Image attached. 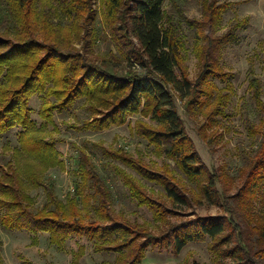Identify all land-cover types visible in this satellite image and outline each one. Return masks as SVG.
<instances>
[{"label":"trees","instance_id":"obj_1","mask_svg":"<svg viewBox=\"0 0 264 264\" xmlns=\"http://www.w3.org/2000/svg\"><path fill=\"white\" fill-rule=\"evenodd\" d=\"M6 1V8L0 7V24L6 25L2 18H8L11 24L0 31V135L21 128V147L29 157L37 159L46 169H63L65 165L55 145L42 137L41 128L32 120L29 102L33 96L55 99L40 112L50 123L56 110L63 111L78 100L86 101L94 114L92 121L83 124L86 130L105 131L126 124L129 117L150 116L155 126L137 121L136 134L156 148L164 149L189 178L205 182L201 187L205 196L214 195L216 177L194 151L178 113L175 94L186 102L188 112H194L202 106L197 100L199 96H212V93L202 94V91L214 89L209 79L219 76L225 81L227 76L219 75L214 66L205 65L196 81L188 78L180 57L181 46L174 31L164 26L166 0H106L108 14L119 24L116 27L112 24L117 37L112 35L131 67L123 76L117 74L115 65L96 63L71 45L73 41H93L95 37L93 0ZM55 1L60 16L56 23L48 20L45 14L41 15L39 8L40 4L53 5ZM2 4L0 2V6ZM206 31L209 33V29L204 30V35L210 42ZM204 57L203 54L202 61ZM251 88L257 106L264 112L257 79L252 80ZM226 100L228 96L221 91L215 103L221 107ZM104 155L160 185L165 192L163 197L169 198L173 206L187 203L188 192L165 176L169 171L154 170L122 149L104 151ZM0 170V205L7 211L1 224L5 229L27 230L34 234L46 232L57 244L71 236L85 237L93 243L95 252L117 255L113 262L103 264H141L149 247L165 250L173 245L180 251L187 243L204 241L207 237L212 239L211 248L218 256L224 254L218 253L217 247L234 244V248H226V256L235 261L232 264H255L256 258L264 264V216L251 214L258 188L264 185V138L249 163L245 184L240 189L243 197L234 196L236 207L227 204L225 208L231 219L201 218L178 228L172 227L159 238L152 236L144 226L116 220L111 213V190L84 152L79 157L75 174L74 195L65 203L54 196L49 186L33 175L28 177L32 186L48 192L49 202L36 214L25 205L32 203V199L24 192L25 182L13 166ZM115 174L137 204L150 209L154 220L160 221L169 210L162 196L147 194L144 185L120 167ZM84 251L80 248L78 259L84 256ZM0 264H3L1 259Z\"/></svg>","mask_w":264,"mask_h":264},{"label":"rangeland","instance_id":"obj_2","mask_svg":"<svg viewBox=\"0 0 264 264\" xmlns=\"http://www.w3.org/2000/svg\"><path fill=\"white\" fill-rule=\"evenodd\" d=\"M0 2L3 3L1 9L6 8L7 1ZM92 3L96 15L93 25L95 37L93 41L84 39L81 42L73 41L71 45L85 58L99 64L109 62L117 67L118 75H126L131 68L130 63L119 50L118 41L113 37L115 32L112 31V24L115 27L119 24L108 14L106 0H93ZM56 4L55 1L53 5H39L41 15L45 14L54 23L60 19ZM164 12V26L174 31L175 39L181 46L180 57L188 78L196 81L205 65L214 66L219 75L227 76L225 81L219 76L209 79L215 85L214 89L202 91V94L212 93V96H199L197 100L202 106L194 112H188L186 102L180 99L178 93L175 94L178 113L194 151L204 167L216 177L217 191H212V197L205 196L201 189L205 182L189 178L177 161L166 155L164 149L156 148L136 134L134 127L137 121L155 126L150 116L138 114L129 117L126 124L105 131L86 130L82 128L83 124L94 118L86 101L78 100L63 111L56 110L50 123L40 112L55 99L35 95L29 102L32 120L37 128H41L42 137L55 145L64 168L46 169L37 159L29 157L21 147V128L0 135V168L8 170L12 165L25 182L24 192L32 199V203L25 204L30 212L36 214L49 201L48 192L32 186L27 181L28 177L33 175L49 186L54 196L65 203L69 196L74 195L75 174L79 157L84 152L111 190V213L116 220L144 226L152 236L159 238L172 227L178 228L201 218L231 219L225 208L227 204L236 207L234 196L243 197L240 189L245 184L249 163L264 138V112L257 106L251 88L252 80L257 79L264 102V0H166ZM2 19L4 23L6 20V25L0 24V31L11 24L8 18ZM239 24L243 25L237 29L241 26ZM207 28L209 33L206 31L205 34L210 42L204 35ZM213 38L221 41L218 43ZM203 54L205 57L202 61ZM178 73L181 74L180 71ZM221 91L228 96V100L217 107L215 99ZM121 149L154 170L169 171L165 176L188 192L187 203L173 206L169 198L163 197L165 192L160 185L104 155V151L117 152ZM117 167L141 182L147 194L162 196L169 210L160 221H155L152 211L139 206L130 196L121 178L115 174ZM257 194L251 214L264 216V185L259 186ZM6 212L0 205V259L3 264H103L113 262L117 256L114 253L95 252L93 243L85 237L71 236L57 244L51 241L50 234L46 232L34 234L27 230L5 229L1 222ZM83 214L87 216L88 212ZM244 230H247L246 226ZM212 243V239L207 237L204 241L187 243L180 251L173 245L165 250L149 247L141 264L235 263L226 256V248H234V244L217 247V252L224 254L218 256L211 248ZM80 248L85 251L84 256L78 259ZM254 262L260 264L257 258Z\"/></svg>","mask_w":264,"mask_h":264}]
</instances>
